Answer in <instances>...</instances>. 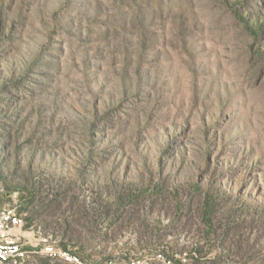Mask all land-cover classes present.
<instances>
[{
	"label": "rangeland",
	"instance_id": "374dc122",
	"mask_svg": "<svg viewBox=\"0 0 264 264\" xmlns=\"http://www.w3.org/2000/svg\"><path fill=\"white\" fill-rule=\"evenodd\" d=\"M0 188L26 264H264V0H0Z\"/></svg>",
	"mask_w": 264,
	"mask_h": 264
},
{
	"label": "built area",
	"instance_id": "2783aa9c",
	"mask_svg": "<svg viewBox=\"0 0 264 264\" xmlns=\"http://www.w3.org/2000/svg\"><path fill=\"white\" fill-rule=\"evenodd\" d=\"M25 215L16 205L3 204L1 202L0 188V264H26L30 254L35 251L37 244L29 248L28 235H25ZM44 252L51 256H60L70 261H79V257L71 251L56 248L52 244L44 247ZM129 264H137L132 260Z\"/></svg>",
	"mask_w": 264,
	"mask_h": 264
}]
</instances>
